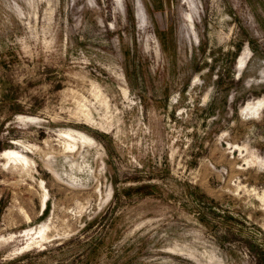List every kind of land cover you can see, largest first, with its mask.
I'll return each mask as SVG.
<instances>
[{
    "label": "rangeland",
    "instance_id": "rangeland-1",
    "mask_svg": "<svg viewBox=\"0 0 264 264\" xmlns=\"http://www.w3.org/2000/svg\"><path fill=\"white\" fill-rule=\"evenodd\" d=\"M0 264H264V0H0Z\"/></svg>",
    "mask_w": 264,
    "mask_h": 264
},
{
    "label": "bare ground",
    "instance_id": "bare-ground-1",
    "mask_svg": "<svg viewBox=\"0 0 264 264\" xmlns=\"http://www.w3.org/2000/svg\"><path fill=\"white\" fill-rule=\"evenodd\" d=\"M245 61H246V57H244V56H241V57L238 59V64H237V66H238V68H239L240 70L243 69ZM261 104H263V103L261 102ZM247 106H248V105H247ZM249 109H250V108H249Z\"/></svg>",
    "mask_w": 264,
    "mask_h": 264
}]
</instances>
